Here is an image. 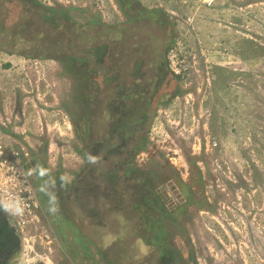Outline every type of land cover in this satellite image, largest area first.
<instances>
[{
	"label": "rangeland",
	"instance_id": "374dc122",
	"mask_svg": "<svg viewBox=\"0 0 264 264\" xmlns=\"http://www.w3.org/2000/svg\"><path fill=\"white\" fill-rule=\"evenodd\" d=\"M40 1L46 6L68 10L72 19L85 22L97 17L117 28L127 22L124 8L139 16L138 23H149L151 32L153 29L159 34L168 30L167 34L156 35L160 38L154 45L155 51L167 59L168 69L172 60L175 68L181 69L175 81L170 74L171 82L158 79L157 65L150 64L153 59H147L141 68L137 65L138 71L135 63L139 55L128 53L125 43L128 37L122 32L118 42L112 45L123 65L124 74L119 79H132L135 83L151 79V84L159 90L154 99L158 106L153 104V116L140 121L141 127L138 126L139 136L147 133L146 149L133 160L140 168L154 169L171 158L169 164L174 162V168L184 178H188L190 170L199 168L201 177L196 174L199 179L192 177L190 186L182 188L171 176L168 166L164 169L165 176H171L174 182L165 181L156 189L160 200L175 207L171 210L176 209L174 215L186 233L183 238L184 233L181 235L173 222L166 221L168 228L175 232L171 244L181 254L180 263L264 264V0ZM20 3L15 4L16 8ZM153 9L165 14V21L158 23L157 17L146 21L147 12ZM167 45L170 48L165 53ZM7 48L11 45L0 49V136L3 133L7 137L0 139L15 149L24 147L31 154L35 152L39 156L37 163L51 168L54 177L60 174L69 177L71 182L76 181L74 187L81 205L75 208L74 219L83 225L81 230H71L63 224L65 220H60L58 226L64 230L65 244L73 248L76 257L73 263L82 260L92 264L91 255L86 253L96 254L97 249L88 238L94 236L97 240L101 235L98 239L104 245L116 242L121 236H114L118 226L113 224L117 223L118 216L123 218L121 214L110 213V203L104 195L109 192L105 184L110 183L112 176H101L100 167L108 165L129 147L101 152L102 162L86 167L82 146L71 122L72 116L82 112L84 101L77 97V91L72 94V80L55 60L27 58L10 53ZM149 53L148 49L146 54ZM137 71L141 75L137 76ZM169 83L177 86L172 98L167 96L173 92ZM89 91L86 88L84 92L89 94ZM109 96L111 115L104 117V121L110 125L120 119H131L130 122L136 119L130 113L122 117L126 112L118 108L120 98L114 93ZM200 114L205 117L200 118ZM218 139L224 141L221 148L214 146L213 141ZM123 140L129 142L126 137ZM100 147L96 149L99 151ZM31 154L28 161L33 164ZM120 180L124 178L120 176ZM199 185H202L200 189ZM188 190L191 194L195 190L197 194L194 193L195 198L190 197L193 202L187 205L188 211L178 212L185 204ZM201 191L208 201H203ZM91 208L101 216L104 227L89 213ZM91 223L100 227L99 230L93 231ZM54 226L48 217L21 234L24 239L35 240L36 251L41 256L52 264H61L63 250ZM123 246L135 252L144 249L127 241ZM97 257L94 255V259Z\"/></svg>",
	"mask_w": 264,
	"mask_h": 264
},
{
	"label": "trees",
	"instance_id": "16d2710c",
	"mask_svg": "<svg viewBox=\"0 0 264 264\" xmlns=\"http://www.w3.org/2000/svg\"><path fill=\"white\" fill-rule=\"evenodd\" d=\"M19 2H21V6L16 8L15 4H19ZM123 13L131 16L126 22L129 24L120 25L121 27L117 28L115 25L99 21L97 17L85 22L72 19L68 15V10L63 11L62 8L46 6L40 0H0V49H5L6 46L11 45V48H7L10 53L27 58L51 59L60 64L62 71L73 82L72 94L77 91V97L84 101L83 110L79 116L75 115L71 118L77 139L82 146L81 152L84 158L86 153L101 156V152L109 153L111 150L129 147L126 152L117 156L118 158L109 161L108 165L102 164L100 167L101 176H112L110 183L105 184L109 192L104 195L110 203V213L121 214L123 218L118 216L117 223L113 224L118 226L114 236H121L116 242L104 245L98 239L101 235L98 236L97 240L93 238L94 236L88 238L91 246L97 249L96 254L86 253L91 255L92 264L101 262L103 264H179L181 254L171 244V236L175 232L168 228L166 221L171 224L173 222L177 232L181 235L184 233L183 238L186 233L182 229V222H179L177 215H174L176 209L171 210L174 206L167 205L156 194L157 187L167 177L173 176L177 179V172L172 165L167 163L158 164L157 168L154 169L147 166L143 169L140 168V164L136 165L133 160L137 153L146 149L147 133L143 132L139 136L140 121L153 116L155 110L153 104L158 106L154 102L153 95H157L159 90L151 84V79L150 82L142 81L139 83L133 82L132 79H119L124 74L123 65L120 64L118 54L115 55L117 52L115 47L112 49L114 42H118V39L121 38L119 34L122 32L128 37L125 41L128 53L133 52L134 56L139 55L136 57L135 65L141 68L142 64L146 65L147 59H153V64H150L160 68V72L157 74L158 79L159 77L167 79L166 74L170 72L167 68V59L158 55L159 52L155 51L156 46L154 44L156 35L165 34L168 30L164 28L166 31L159 34L155 33L153 29L151 32V29L148 28L149 23L142 25L137 22L139 16L130 14V11L124 8ZM57 15L61 16L58 17ZM147 15H149L146 17L148 22H150L149 18L156 19L157 17L156 21L161 23L163 20L165 21L166 17L165 14L156 9L149 10ZM168 24L167 22L166 25L168 26ZM115 33L118 36H115ZM143 33H146L147 36L143 37ZM4 43L8 45H4ZM169 48L170 45H167L165 53ZM148 49L152 50L151 54H146ZM114 55L115 58L112 59ZM6 65L9 66V63ZM131 71L133 70L131 69ZM138 71L136 75L140 74ZM154 75L156 76V74ZM176 78L177 76H174V81ZM173 85L169 83V86L172 87ZM174 86L172 88L173 95L176 94L177 89L176 84ZM86 88L90 89L89 94H85ZM113 93L118 95L117 99L120 98L117 101L120 111L126 112L122 117L131 114L132 118H136L133 122H130L131 119H120V121H115L109 125L106 120L104 121V117L111 115L108 102L111 99L109 95H113ZM86 95L87 97H84ZM88 100H90L89 103ZM101 126H105V128L103 129ZM109 126L113 133L109 130ZM125 137L130 144L125 143L123 140ZM98 146H101L99 151L96 149ZM31 155H33L34 162L33 164L29 163L30 167L37 164L39 158L35 152ZM40 165L44 166L43 163ZM85 165L87 167L89 164L85 163ZM168 166L173 173L171 176H165L164 169ZM59 176L60 174H57L55 177L56 194L60 205V211L56 215L48 213V197L38 191L41 181L35 177L32 181L45 218L49 217L54 222L56 232L60 234L57 235H59L63 250L61 264H86L82 260L73 263L76 262L73 248L65 244V238L62 235L64 230L58 226L60 220H65L63 224L71 230L77 228L81 230L83 225L74 219V210L81 205L78 202L77 187H74L76 181L73 180L66 188H62L60 187ZM120 176L124 178L123 181L120 180ZM181 182L184 183L182 180ZM191 197L195 198V194L192 193ZM72 201L73 205L71 204ZM191 202L193 200L186 196L185 204L178 212L186 211L187 205L189 206ZM89 213L92 214L93 218L95 217L94 220L97 224L103 225L102 227L105 226L95 209L91 208ZM89 225L92 226L93 231H98L100 228L94 227L93 223ZM88 239L86 237L87 241ZM126 241L131 245H138L139 248L141 245L144 249L140 252L127 249L123 246ZM19 243V236L15 234V228L9 224L6 216L0 211V248H14ZM122 252H125L126 255H123ZM94 255L98 256L97 259H94Z\"/></svg>",
	"mask_w": 264,
	"mask_h": 264
},
{
	"label": "clouds",
	"instance_id": "9594fccd",
	"mask_svg": "<svg viewBox=\"0 0 264 264\" xmlns=\"http://www.w3.org/2000/svg\"><path fill=\"white\" fill-rule=\"evenodd\" d=\"M169 71L173 77L178 76L172 72L173 70L171 71L169 69ZM84 162L93 166L99 165L102 162V157L86 153ZM52 171L51 168L44 167L37 163L23 172L22 175L24 179L17 185L19 192L14 194L4 187H0V211L6 214L11 226H15L17 218L23 217L25 214L27 203L21 193L28 192V180L32 177L41 181L38 186V191L48 197V213L51 215L59 213V198L56 194L57 183L56 178L52 175ZM59 180L60 187L62 188H66L71 182L69 177L65 175H61ZM10 264H52V262L36 251L34 239L29 240L21 238V249L18 254L13 256Z\"/></svg>",
	"mask_w": 264,
	"mask_h": 264
},
{
	"label": "built area",
	"instance_id": "2783aa9c",
	"mask_svg": "<svg viewBox=\"0 0 264 264\" xmlns=\"http://www.w3.org/2000/svg\"><path fill=\"white\" fill-rule=\"evenodd\" d=\"M175 64V61L172 60L170 69L178 75L181 69L175 68ZM0 138L3 137L0 136ZM7 152H9V156L6 155ZM29 155L30 152L26 148L15 149L11 145H8L6 140L0 139V187H4L14 194L19 192L17 185L24 179L22 174L31 168L29 165L30 162L28 161ZM32 180L33 177L28 180V192L21 193L27 203L25 214L16 220L23 235L27 233V229L36 224H41L45 218L40 199Z\"/></svg>",
	"mask_w": 264,
	"mask_h": 264
},
{
	"label": "flooded vegetation",
	"instance_id": "af4514ba",
	"mask_svg": "<svg viewBox=\"0 0 264 264\" xmlns=\"http://www.w3.org/2000/svg\"><path fill=\"white\" fill-rule=\"evenodd\" d=\"M125 15V14H124ZM130 15L129 14H126L125 15V18H126V21H128L129 19H130ZM158 37V36H157ZM160 37H158V38H156V39H159ZM151 52H152V50H151ZM157 70H159L160 71V68H156ZM171 75V73L169 72V73H167L166 75H167V79H168V75ZM172 76V75H171ZM157 80V79H156ZM161 80V79H160ZM169 80V79H168ZM152 84H154L153 82H152ZM174 86H172V88H173ZM170 95V96H169ZM167 96L169 97V98H172L174 95H173V93L172 92H169V93H167ZM156 98V94L155 95H153V99H155ZM160 99H162V98H160ZM201 105L199 104V106H198V108H200V110L199 111H201ZM208 113H211V110L208 112ZM232 113V112H231ZM233 113H235V112H233ZM232 116V115H231ZM203 117H205L204 115H203ZM202 117V114H200V118H203ZM234 126V125H233ZM2 137H3V139H6L7 137L2 133V135H1ZM214 142V144H215V147H220L221 148V146H220V144L221 143H223L224 141L223 140H221V139H218V140H215V141H213ZM30 154H31V152H30ZM169 161H172V159L171 158H169V160H167L165 163H167V164H169ZM171 163V165H173V167L175 166V164H174V162H170ZM198 169L199 168H197L196 170L194 169V170H190V172L188 173V178H184V176H182V175H180V172L181 171H177L176 169V172H177V179H180V180H177V185H180L182 188H183V186H185V187H189L190 186V183H192V179L194 178V179H199L197 176H196V174H198V176H200V171H198ZM191 175H193V176H191ZM193 177V178H192ZM201 177V176H200ZM164 178H166V177H164ZM174 178H176V177H174ZM192 178V179H191ZM181 180L182 181H184V183L183 182H181ZM165 181H169V182H174L173 181V179H172V177L171 178H169V177H167L166 178V180ZM165 181H162V183H160L159 185L161 186ZM176 182V181H175ZM204 182V181H203ZM251 183L253 184V182L251 181ZM201 184V183H200ZM225 184V183H224ZM260 183H257L256 185H259ZM254 185V184H253ZM192 186V185H191ZM201 186L202 185H199V186H197L198 187V189H200L201 188ZM216 186H221L220 185V183L218 182L217 184H216ZM257 187V186H256ZM255 187V188H256ZM194 189V188H193ZM197 189V190H198ZM193 193H195V194H197V191H195L194 190V192ZM202 195V197H203V201L205 200V202L206 201H208V199H207V197L205 196V194H204V191H201L200 192ZM187 197L189 196V197H191L192 196V194H191V192H189V190L187 191V195H186ZM198 196V195H197ZM201 200V199H200ZM5 216H6V214L5 213H3ZM6 218H7V216H6ZM7 220H8V218H7ZM14 228H15V234L17 235V236H19V240H20V243H19V245L18 246H16V247H14V248H8V249H4V248H0V264H10V262H11V259L13 258V256H15L16 254H18L19 253V251H20V249H21V238H22V234H21V231H20V228L18 227V225H17V223H16V225L15 226H13Z\"/></svg>",
	"mask_w": 264,
	"mask_h": 264
},
{
	"label": "crops",
	"instance_id": "0c3cea01",
	"mask_svg": "<svg viewBox=\"0 0 264 264\" xmlns=\"http://www.w3.org/2000/svg\"><path fill=\"white\" fill-rule=\"evenodd\" d=\"M207 14V13H206ZM217 15H219V13H217ZM202 19H203V16L201 15L200 16ZM199 17V21L201 20V18ZM212 17H215V16H212ZM216 18V17H215ZM219 19V18H218ZM202 21V20H201ZM221 30H222V28H220ZM160 53H158V55H159Z\"/></svg>",
	"mask_w": 264,
	"mask_h": 264
}]
</instances>
